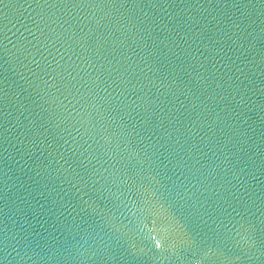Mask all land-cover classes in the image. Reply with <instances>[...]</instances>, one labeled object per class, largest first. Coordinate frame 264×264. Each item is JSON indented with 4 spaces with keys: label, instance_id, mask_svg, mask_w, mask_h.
Here are the masks:
<instances>
[{
    "label": "water",
    "instance_id": "95a60500",
    "mask_svg": "<svg viewBox=\"0 0 264 264\" xmlns=\"http://www.w3.org/2000/svg\"><path fill=\"white\" fill-rule=\"evenodd\" d=\"M0 264H264V0H0Z\"/></svg>",
    "mask_w": 264,
    "mask_h": 264
}]
</instances>
